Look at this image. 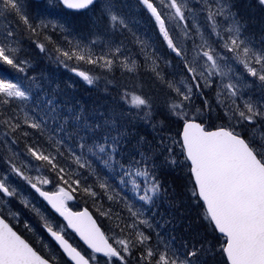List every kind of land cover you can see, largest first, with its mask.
<instances>
[{
  "label": "snow or ice",
  "instance_id": "snow-or-ice-1",
  "mask_svg": "<svg viewBox=\"0 0 264 264\" xmlns=\"http://www.w3.org/2000/svg\"><path fill=\"white\" fill-rule=\"evenodd\" d=\"M0 264H264V0H0Z\"/></svg>",
  "mask_w": 264,
  "mask_h": 264
}]
</instances>
